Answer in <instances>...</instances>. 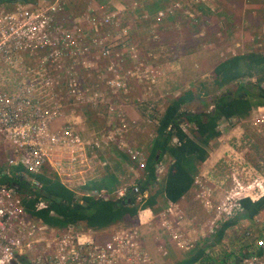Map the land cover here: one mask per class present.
<instances>
[{
  "label": "built area",
  "instance_id": "1",
  "mask_svg": "<svg viewBox=\"0 0 264 264\" xmlns=\"http://www.w3.org/2000/svg\"><path fill=\"white\" fill-rule=\"evenodd\" d=\"M12 1L15 4L13 9H0V71L2 67L14 69L20 75L13 91H6L0 85V150L6 154L8 168L0 173V264H149L151 257L142 247L139 226H115L105 240L98 230L86 228L83 224L55 228L43 219L32 216L27 210L25 201L34 199L33 194L20 193L14 184L4 182L2 176L10 170L19 169L16 171L18 174L36 188H41L42 183L37 175L49 168L62 178L77 198H121L132 188L137 194V202L144 201L148 190L140 193L137 183L131 187L121 185L112 191L85 188L101 178L97 166L101 164L105 168L108 164L101 153L120 148L141 169L146 167V156L142 150L132 149L126 143L125 124L123 130L120 126L116 129L111 126L99 132V136L94 132L90 141L82 136L77 128L79 121L75 113L80 110L78 108L93 101L89 92L96 95L97 99L104 96L97 93L98 88L95 87L98 84H86L80 79L79 70L96 71L97 80L93 79L102 81L114 95L128 93L132 79L147 84L149 88L153 87L158 73L142 63L120 74L119 68L125 60L126 51L130 49L127 56L137 61L135 49L129 44L126 50L127 43L123 38L119 41L120 36H101L102 28L118 27L119 24L113 14L103 15L99 19L90 18L94 12L106 10L93 0H79L86 5L88 18L85 20L88 19L95 34L89 45L83 43L87 36L79 26L82 19L75 22L73 27L79 28V31L53 25L54 15L68 0H38L36 4ZM144 17H148V14L145 13ZM122 31L126 36L125 29ZM37 52L44 54L39 64L17 69L18 61ZM93 52L98 62L104 61L103 68H97V63L94 65L85 57ZM94 84L96 86H92ZM54 89L64 90L66 95L54 93ZM100 101L110 105L109 100ZM66 104L71 106L69 114L64 110ZM173 142L180 143L177 138ZM159 171L161 175L164 170L160 168ZM231 182L221 196L215 197L209 186L197 182L198 197L208 214L204 225L207 233L201 232L202 239L213 238L226 222L242 217L245 212L243 200L255 202L264 197V176L259 175L253 167L245 166L241 173L232 170ZM48 209V200L39 198L36 201V211ZM50 214L55 213L51 211ZM158 218L159 226L171 232V238L178 248L185 251L196 248L198 239L193 238L191 233L186 234L178 226L181 224L180 218H184V212L175 202L167 199ZM255 218L259 223L261 216ZM195 231L198 232L197 228ZM257 235L247 231L245 239L255 236V245L258 242ZM260 247L262 252L258 254ZM257 250L243 256L241 264H264V240Z\"/></svg>",
  "mask_w": 264,
  "mask_h": 264
},
{
  "label": "rangeland",
  "instance_id": "2",
  "mask_svg": "<svg viewBox=\"0 0 264 264\" xmlns=\"http://www.w3.org/2000/svg\"><path fill=\"white\" fill-rule=\"evenodd\" d=\"M93 2L97 6H104L106 10L102 9L99 12H94L90 18L99 19L103 15L113 14L119 24L118 27L114 25L102 28L101 36L113 38L114 36H120L119 41L123 38L124 42L127 43L126 50L129 44H132L135 49L137 61L133 57L127 56V53L131 52L130 49L126 51L125 60L119 68L120 74L142 63L144 66L148 65L150 69L162 73H158L156 85L153 87L150 86L149 88L147 84L139 83L132 79L130 80L128 93L114 95L106 89L102 81H96V71H93V69L79 70L80 79L82 78V81L86 84H93L94 82L98 84L95 87L98 88L97 93H102L104 96L97 99L96 95L89 92L90 99L93 101L82 108H78L80 110L75 113L78 119H83L77 128L80 126L84 128V135L80 133L87 141L93 138L92 134L94 132L99 136V132L108 130L111 126L113 129L120 126L123 130V125L125 124L127 128L126 143L132 149L142 150L145 153L144 146L149 142L150 138H153L151 134L155 132L158 126V121L161 117L160 110L173 97L172 95L162 96L157 90L158 84H160V87L163 85L161 88L164 90L168 87L173 90V86L182 88L185 85L184 83L188 82L191 85L189 89H191L197 88L199 86L197 82L200 80L207 83L206 89L211 90V71L208 75L206 74L210 67H212V70L222 59L229 58L235 54L264 52V9L256 0H93ZM243 3L245 7L241 9L240 5ZM86 9L84 2L68 0L63 4V8L59 13L54 15L53 25H63L66 28H72L73 31H79V28L74 29L73 27L75 22L82 19L83 21L79 26L84 35L87 36L86 41H83V43L85 42L86 45H89L91 44V37H95V34L87 22L88 19L87 21L85 20V18H88ZM160 12H163V15H160ZM145 13L148 14L146 18L144 17ZM123 29L127 33L126 36L122 31ZM232 47L234 48L233 50H231ZM191 55L193 56L192 60L190 59ZM43 56L42 52H37L33 56H24L21 61H18L17 69L35 66L39 64ZM85 57L94 65L97 63V68L104 67V61L98 62L95 52L86 54ZM179 58L177 70L182 75H175L174 70L171 69V62L173 59ZM172 72L174 73L173 75L171 74ZM99 74L101 77V73ZM168 74L169 77H167ZM19 76L18 70L16 72L14 69H3L2 67L0 85L6 91L11 92L18 82ZM184 80L189 81L186 82ZM245 80L257 82L256 76ZM193 83L196 84L194 85ZM96 84L92 86H96ZM261 86L264 88V82ZM227 88H234V85L224 87L223 90H227ZM221 91L215 94L218 96ZM53 92L66 95L64 90L58 91L54 89ZM198 92L201 95L199 105L198 103L193 107L189 105L184 107V109L193 111L197 109L198 105V108H200L198 111L208 112L213 110V95L204 94L201 90H198ZM101 99L109 100L110 105L101 102ZM64 110L67 114L72 111L71 106L67 104ZM77 114L80 116L78 117ZM255 114L264 116V108L260 113L258 111ZM70 117L72 118L73 116ZM224 118L218 122V131H222L220 133H223V135L229 134V131L236 124L243 123L246 129L245 137L238 144L232 135L230 140L233 141L231 144L241 151L245 161L249 162L245 163L244 166L253 167L259 175L264 176V120H259L261 117L251 118V120L243 118V121L237 117H232L231 120ZM183 127L188 135L193 136L194 125L184 124ZM220 144L221 140L215 138V140H212L211 145L208 143L206 147L212 151ZM0 168L4 172L8 170L6 154L2 153L1 150ZM127 170H129V167ZM141 171L139 168L128 171L135 174L133 179L139 178L135 180L136 182L129 179L130 184L139 183L142 177ZM216 172L218 176L224 177L230 170L227 172L226 167H222ZM200 182L202 183V180ZM126 186L129 187L130 185ZM154 187L153 191L159 188V184L154 185ZM197 187L199 189V185ZM112 197L116 198L115 196ZM187 202L189 208L184 207V210L186 213L190 210V214L196 215V221H198L197 224H200V227L197 228L198 232H196L195 237H200L201 232H205L204 225L207 222V211L202 204V206L200 205L201 202L199 203L196 196L189 198ZM261 215L262 217L258 220L259 223H257L255 217L248 219L244 216L241 219L242 222H236V225L227 228L223 235L220 232L225 224L222 225L217 235L211 240L212 242L216 241V244H214L216 247L212 251L214 257H228L233 264L235 257L239 254L245 256L255 252L260 242L264 240V231L262 230L264 212ZM197 218H201V220ZM124 222L128 225L133 224L129 220ZM256 228L259 229L258 242L255 245L244 247V241L248 240L245 239L246 231L254 233ZM205 240L209 241L210 237ZM238 258L241 259L242 257L238 256Z\"/></svg>",
  "mask_w": 264,
  "mask_h": 264
},
{
  "label": "trees",
  "instance_id": "3",
  "mask_svg": "<svg viewBox=\"0 0 264 264\" xmlns=\"http://www.w3.org/2000/svg\"><path fill=\"white\" fill-rule=\"evenodd\" d=\"M31 2L36 0H22ZM212 89H206L207 83H198L197 88H191L182 92L167 105L165 113L159 119L156 139L153 147L146 153V167L139 180V192L144 193L156 183L159 188L151 193L148 201L137 202V194L129 188L125 197L118 199L110 197L108 200L99 197L83 196L77 198L76 193L66 188L56 177L41 174L38 179L42 182L41 188H36L29 181L23 178L14 170L2 176L4 182L15 184L23 194H33L34 199L25 201L27 210L34 217H39L51 224L53 227L63 229L67 224H85L100 230L111 226L124 218L134 217L138 206L129 205L142 204L155 205L160 202L161 197L178 203L195 184L196 176L200 172V167L208 157L205 145L211 140L220 136L217 129L221 118H248L251 116L254 106H264V52H247L235 54L220 61L212 70ZM256 76L257 82L246 81V78ZM234 85V88L224 87ZM201 90L204 94L213 95L214 109L211 111H198ZM221 93L217 96L215 93ZM255 101V102H254ZM197 109L193 111L185 110L184 107L197 104ZM255 103V104H254ZM192 124L193 137L187 134L182 125ZM177 138L179 144H173L172 140ZM158 153L160 154L157 158ZM171 154L174 161L169 164L166 177L162 181L157 180L156 164L163 159L166 154ZM124 157H127L124 155ZM121 158H123L121 156ZM101 184L94 182L85 188H98L107 185V177H104ZM117 181L113 178V183ZM115 187H113L114 189ZM107 189V188H106ZM109 187V191L113 190ZM39 198H44L49 202V209L36 211L35 203ZM245 212L241 216L248 219L264 211V197L258 201L250 199L243 200ZM54 211V215L50 212ZM237 220H231L222 227L223 232L234 225ZM249 247V246H248ZM262 252L261 247L257 253ZM247 255V254H246ZM245 255V256H246ZM204 257V250H195L192 256L184 262L177 264H193ZM239 257H243L241 254ZM202 264V262H200Z\"/></svg>",
  "mask_w": 264,
  "mask_h": 264
},
{
  "label": "crops",
  "instance_id": "4",
  "mask_svg": "<svg viewBox=\"0 0 264 264\" xmlns=\"http://www.w3.org/2000/svg\"><path fill=\"white\" fill-rule=\"evenodd\" d=\"M21 2H23L25 4H36L38 2V0L31 1V2H24L21 0ZM256 2L260 3L262 9H264V0H256ZM254 4H256V3H254ZM240 6L242 9L243 7H245V4L243 3ZM2 7L10 10V9H13L15 7V4L13 3L12 0H0V9ZM254 7H257V6H254ZM233 49L234 48L232 47L231 50H233ZM190 59L191 60L193 59L192 55L190 56ZM223 60H225V58L222 59V61ZM179 61H180V58L179 59H173V61L171 62V64H172L171 69L174 70L175 75L181 74L177 70V66H178L177 64H179ZM211 68L212 67H210L208 69V72L206 73L207 75L210 73ZM163 70L165 71V69H163ZM155 73H162V72L155 71ZM174 73L172 72L171 74L173 75ZM205 75H203V76H205ZM167 77H169V74L167 75ZM184 81H186V80H184ZM187 81H189V80H187ZM201 82L202 81L199 80L197 82V84L201 83ZM184 84L185 85H183L182 88L181 87L177 88V86L176 87L173 86V90H170L169 87L166 88L167 90L166 89L164 90L163 88H161L163 85H161V87H160L159 86L160 84H158L157 90L159 93L162 94V96L163 95H172L173 96L168 101V103H166L164 106H162V108L160 110L161 116L165 113L166 107L170 103V101H172L175 97L179 96V94L181 92L186 91L189 89V87H191V85H189L188 82L184 83ZM193 84L195 85L196 83H193ZM262 107L264 108V106H257V107L254 106L252 109L251 116L246 118V120L247 119L251 120V118L256 119V117H261V119L259 118V120L263 121L264 116H262V114H255L258 111L260 113V111L263 109ZM221 119L223 120V118H221ZM224 119L231 120L232 117L231 118H224ZM238 119L243 121V118H238ZM76 120H78L80 122L79 125L83 121L82 118H79V119L76 118ZM158 123H159V121H158ZM218 125H217V129H219ZM157 127H156L155 132L153 134H151L153 138L152 139L148 138L149 142H147L144 146L145 156H146V153H148L150 151V149L153 147V142L156 139V135H157ZM79 130L84 135V133H83L84 128H82L80 126ZM220 132H222V131H220ZM143 133H144V130H143ZM245 133H246V129H245L243 123H238V124H236V126H234L229 131V134L223 135V133H220V136L216 137L217 140H221V144L219 146L215 147L212 151L206 147L207 145L204 146V147H206V149L208 151V157L200 167L201 170H200L199 174L196 176L195 184L192 187V189L187 194H185L178 203H176V205L181 207L184 212H185L184 207L189 208V206L187 205L188 204L187 201L189 200V198L196 196L199 203L201 202L199 197H198V190H199L197 187L198 181L202 180V183L204 185L209 186L214 197L215 196H221L222 193L227 188H229V186L232 183L231 182L232 170H234L238 173H241L242 169L245 168V166H244L245 163H249L248 161H245V158H244L242 152L239 151L237 148H235L231 144V142L233 140H230L231 136L233 135L235 137V141L239 144L240 140L243 137H245ZM191 137H193V136H191ZM173 140H172V143H174ZM213 140H215V138ZM211 143H212V140L209 142V144L211 145ZM100 155L102 157H104V159H106L108 164L105 168L101 167V164H100V166L99 165L97 166V169L100 171L101 178H97L95 181H93L94 183L101 184L100 182H103L102 179L104 177H107V180H108L107 185L102 186L101 189H104V188L109 189V187H112V189H113V187L121 186V185H125V186L130 185V187H131L133 185V184H130L129 179H132V181H135L136 179H133L135 174L132 172H128L129 170H127V168L129 167L132 170H136L138 168L141 169V168L138 166V164L136 162H134L132 160L130 155L125 150H120L116 147V148H111L110 150H107L104 153H101ZM124 155H126L127 157H124ZM159 155L160 154L158 153L157 158L159 157ZM121 156L123 158H121ZM161 161H159L156 164V175H157L158 181H162L165 179V177H166L165 173H167L166 170H168L169 164L173 163L174 159L171 156V154L168 153L163 157V159ZM160 162H161V164H160ZM135 164H136V166H135ZM125 165H126V167H125ZM127 165H128V167H127ZM222 167H226L227 172H228V170H230V172H228L227 175L224 177L218 176L217 172H216L218 169L220 170V168H222ZM160 168H162L165 172V173L163 172V174L161 175V178H159L160 177V173H159ZM144 169H141L142 170L141 173L143 172ZM15 170H17V169H15ZM43 171L44 172L42 174L45 173V174L49 175V177L51 175V178H52V176L56 177L57 179H59V181L66 188H68L63 183L64 181H62V178L60 176H58L56 173H54L51 169L46 168ZM1 172H3V170L0 168V173ZM39 175H41V174H39ZM113 178L117 179V181L115 183H113ZM137 179H139V178H137ZM103 183H105V182H103ZM157 185H158V183H157ZM153 189H155V187H153V186L148 189L147 197L144 200L145 202L148 201L150 194L155 192V191H153ZM78 198H80V197H78ZM121 198H123V197H121ZM121 198H118V199H121ZM166 203H167V199H165L164 197L162 199V197H161L160 202L158 201V203H156L155 208H154V205L153 206L147 205L146 207L142 206V204H140V206H139V204L129 205L130 207L138 206L137 213L134 215V217L128 216V217L124 218L123 220H120L116 223H113L109 227L98 230L99 235L101 236L102 239L105 240L108 238L110 231L115 226H118V225H127V226L137 225L140 227V230H141L142 247L148 252L149 256L151 257V262L149 264H177V263H181V262L187 261L192 256V253L195 250L197 251V249L199 251L202 249L204 250V257L197 260L193 264H200V262H202V264H232V260L228 259V257H224V256H223V258L222 257H219V258L214 257V254L212 251H213L214 247H216V246H214V244H216V241L212 242L211 241L212 237H210L209 241H206L205 239H202L201 237H196L198 239V243L196 245V248L191 250V251H185L181 248H178L175 245V242L173 241V239L171 238L172 237L171 232L169 230H163L159 226L158 214L161 211L162 207L166 205ZM200 205H201V203H200ZM190 212L191 211L189 210L188 213H186V212L184 213V218H180L181 224L178 226L180 227V229L182 231H185L186 234L191 233L192 237L195 238V236H196L195 229L200 227V224H197L198 221H196V215H194L192 213L190 214ZM263 212L264 211H262L261 213H263ZM261 213H259L256 216L260 215L262 217ZM243 217L244 216L237 218L236 219V220H238L237 222L238 223L240 221L242 222L241 219ZM197 219L201 220V218H197ZM207 219H208V214H207ZM126 220L133 222V224L128 225L127 223L124 222ZM233 220H235V219H233ZM236 224L237 223H235L234 225H236ZM84 227L93 228V227H89L86 225H84ZM258 228H256L254 230L255 235L258 234V230H259ZM93 229H95V228H93ZM262 230L264 231V226H263ZM255 240H256L255 236L251 237L248 240H245L244 244H243L244 247L254 245ZM239 253H241V252L239 251ZM238 256L235 257V262L233 264H241V259L238 260Z\"/></svg>",
  "mask_w": 264,
  "mask_h": 264
},
{
  "label": "bare ground",
  "instance_id": "5",
  "mask_svg": "<svg viewBox=\"0 0 264 264\" xmlns=\"http://www.w3.org/2000/svg\"><path fill=\"white\" fill-rule=\"evenodd\" d=\"M191 125V124H190ZM191 127V126H190ZM190 129V128H189ZM174 144V143H173ZM175 145V144H174ZM162 162V161H161ZM161 162H160V164H161ZM165 165V164H164ZM164 167V166H163ZM167 171V170H166ZM165 173V172H164ZM165 175H166V173H165ZM161 176V175H160ZM137 179V178H136ZM130 187V186H129ZM141 203V202H140ZM85 225V224H84Z\"/></svg>",
  "mask_w": 264,
  "mask_h": 264
},
{
  "label": "water",
  "instance_id": "6",
  "mask_svg": "<svg viewBox=\"0 0 264 264\" xmlns=\"http://www.w3.org/2000/svg\"><path fill=\"white\" fill-rule=\"evenodd\" d=\"M14 185H15V184H14ZM15 186L18 188V186H17V185H15ZM252 240H253V239H252ZM247 243H248V242H247ZM238 260H240V258H238ZM238 260H237V261H238Z\"/></svg>",
  "mask_w": 264,
  "mask_h": 264
}]
</instances>
